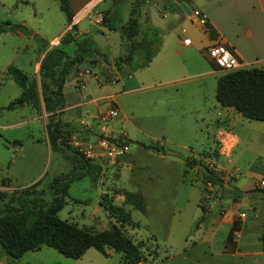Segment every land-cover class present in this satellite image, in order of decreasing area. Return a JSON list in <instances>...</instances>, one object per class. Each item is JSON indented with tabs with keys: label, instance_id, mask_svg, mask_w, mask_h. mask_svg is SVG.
<instances>
[{
	"label": "rangeland",
	"instance_id": "374dc122",
	"mask_svg": "<svg viewBox=\"0 0 264 264\" xmlns=\"http://www.w3.org/2000/svg\"><path fill=\"white\" fill-rule=\"evenodd\" d=\"M233 1L226 0L230 15ZM217 3V0H192L190 9L201 7L214 21L218 13V25L224 35L230 37L236 21L227 18ZM104 7L102 1L94 9ZM142 8L151 14L152 21L157 20L161 25L162 49L158 60L135 69L127 66L117 70L112 64L127 50L117 30H107L96 23L93 16H86L79 22V27L86 29L91 36L104 30L107 39L103 47L98 48L99 59L86 69L78 68L83 72L81 77L74 79L71 75L69 80L76 87L71 84L62 87L63 104L82 100L86 93L116 92L113 102L118 111L107 124L112 132L102 129L99 133L124 138L127 151L116 159L98 161L100 169L95 179L82 174L68 181L62 206L56 214L92 231L105 229L111 223L118 224L139 245L143 257L138 264H208L207 257L198 256L201 249H206V243L197 241L191 247L183 239L187 235L190 237L188 233L192 224L201 219L200 206L205 208L209 204L205 193L212 192L215 196L216 190L220 193L226 190L219 184L215 187L195 164L186 165L184 158L188 156L210 169H213L211 160L215 164L227 162L223 155L213 157L217 150L214 142L216 122L226 121L224 107L217 105L214 98V85L216 77L225 70L219 68L214 74L203 72L211 66L194 42L200 33L197 22L194 25L198 28L186 25L184 21L171 22L160 16L161 8L156 2ZM257 10L254 5L244 13L256 14ZM64 18L57 0H0V20L24 24L31 33L0 31V189L6 193L5 200L29 185L39 190L42 201L50 200L52 190L46 186L54 183V178L78 172L73 169L77 165L74 154L49 147L44 126L47 117L40 94L38 107L30 102L5 107L20 90L5 72L6 64L11 62L20 68L27 75V81L34 79L39 92V59L42 54L39 52L40 39L33 37L32 33L36 31L49 39L58 33ZM82 36L78 33L76 39ZM188 36L191 42L184 41L186 37L189 39ZM72 46L68 43L63 48L69 52ZM89 55L91 59L96 58L94 53ZM166 63L169 67L163 66ZM128 73L137 74L142 82L128 79ZM113 76L117 77L114 81ZM168 77H176V80L171 84H157L158 79ZM79 80L84 87H77ZM120 81L126 82L124 90H121ZM96 82L103 85L101 89ZM110 103L107 98L101 99L99 107L106 109ZM69 111L60 110L57 119L60 124L71 127L77 140L96 135L95 129L84 126L77 119L69 121L76 116L83 117L78 111ZM246 121L252 120L233 111L228 125L241 135V132H249ZM252 139L247 147L239 144L232 148L229 158L239 162L240 169L257 151L264 162L262 141L258 142L256 136ZM70 141L69 136L65 142L73 148ZM155 146L159 149L156 150ZM250 184L251 180L246 179L244 185ZM54 186L62 187L63 181H57ZM123 190L139 193L143 208L133 207L124 198ZM261 197L259 201L255 198L254 202L258 215L264 214V195ZM10 203L17 205L15 201ZM108 204L112 205L111 211L107 209ZM121 211H127L128 217H122ZM43 248L41 251L27 250L17 261L21 264H122L119 253L111 248H106L108 254L104 256L90 246L77 258L64 256L51 247Z\"/></svg>",
	"mask_w": 264,
	"mask_h": 264
},
{
	"label": "trees",
	"instance_id": "16d2710c",
	"mask_svg": "<svg viewBox=\"0 0 264 264\" xmlns=\"http://www.w3.org/2000/svg\"><path fill=\"white\" fill-rule=\"evenodd\" d=\"M58 7L63 12L67 23L70 22L72 11L68 0H57ZM125 0H111L112 8L101 14L100 23L107 28L117 29L122 41L126 44L127 50L124 55L116 57L112 64L115 69L123 70L125 67L135 69L146 65L154 55L159 45V29L149 25H140L138 22L139 9L141 4L147 0H128L127 15L123 17L122 5ZM179 1V0H176ZM175 0H165L161 9L179 8ZM205 27L212 33V27L206 23ZM75 27L71 24L69 29L64 31L58 41L65 44L74 41V48L71 53H66L61 46L51 45L40 36L32 34L40 39L39 52L42 54L39 59V92L34 79L27 81V75L17 66L9 63L5 72L12 78L20 88L19 93L5 105L12 108L30 102L34 107L39 105V94L47 121L45 130L50 149L61 148L65 153L75 155L78 174L67 175L61 178H54L63 181V186H54V183L46 188L52 190L50 200L42 201L38 196L39 190L32 185L22 188L17 194L10 195L4 199L6 193L0 189V246L12 259L18 258L27 250L39 248L45 245L55 249L60 254L77 258L86 248L93 247L101 254H108L106 248H111L119 253L122 264H138L142 253L139 245L134 243L127 236L118 224L111 223L107 228L92 231L86 227L79 226L74 222L59 218L56 211L62 206L63 195L67 182L76 176L88 174L92 179L98 175L100 166L98 163L90 162L88 158L68 146L66 138L69 137L71 127L58 122L57 115L63 104L61 86L71 68L75 67L72 77L77 70L80 60H88L90 53L96 55L95 61L101 55L98 47L92 40L91 34L82 36L75 40L71 30ZM20 30L30 33L27 27L21 23H13L8 19L0 20V31ZM98 57V58H97ZM91 59V58H90ZM101 59L103 57L101 56ZM212 68H220L214 61L207 59ZM90 63L88 66H91ZM117 77L113 76L112 80ZM214 98L221 106H229L239 112L243 117L249 119L264 120V68L260 67H238L225 70L216 77L214 86ZM117 142L126 143L122 137L114 138ZM155 149H159L155 146ZM162 150V149H161ZM184 163L193 166L196 160L186 156ZM205 178L212 182L222 184V179L212 169L206 168ZM122 194L133 207L142 209L143 202L141 195L137 192L123 190ZM10 201H15L13 205ZM108 211L112 205H107ZM122 217L127 218L128 212L121 211ZM236 222L232 221L226 233L225 240L230 241ZM260 246L264 251V230L259 235Z\"/></svg>",
	"mask_w": 264,
	"mask_h": 264
},
{
	"label": "crops",
	"instance_id": "0c3cea01",
	"mask_svg": "<svg viewBox=\"0 0 264 264\" xmlns=\"http://www.w3.org/2000/svg\"><path fill=\"white\" fill-rule=\"evenodd\" d=\"M102 1L105 2V7L102 9H94L95 6ZM164 1L165 0H147L145 1V3L141 4L139 9V15L137 18L139 24L141 26L149 25L151 27L159 29V45L154 55L146 65L158 60V53L160 52V49H162V39L160 35L161 25H159L157 20L152 21L151 14L144 10L142 6L150 2H156L158 5H161ZM181 1L184 2L189 9L188 13L184 12L181 7L173 9L166 8L160 9V16L167 17L171 22L184 21L186 25L198 28L194 25V23L197 21L190 14V4L192 0H175L178 6L179 2ZM217 2L218 7L227 14V18L236 21V26L233 28L230 37H227L224 35L225 32H222V29L218 25V13L215 17L216 21H214L211 17L208 16V14L203 11L201 7H193L199 9L205 14V22L208 23L213 30L212 33H209L208 29L205 27V23L200 24L197 22L199 26L198 30L200 31V33L197 34V38L194 40V42H196V46L203 51L206 59H210L204 52V46L211 41L221 40L226 43V45L239 59L240 67L254 66L264 68V0H234L230 4L233 5L231 15L230 9L227 7L229 6V4L226 2V0H217ZM68 4L70 10L72 11L71 20L69 23L64 20L57 34L53 35L49 39H45L42 37V35L40 36V34H37L38 32L36 31H33L32 33L42 37L47 42V47L55 45L61 46L62 49H64L63 46L65 44L71 43L73 45L72 49L69 52L65 51L68 54L71 53L74 48V41L60 44L58 39L64 31L69 29L71 24L75 25V27L71 30V33L73 34L75 40L78 33L83 36L87 35L88 33L86 32V29L79 27V22L86 16H93L94 21L107 30H117L107 28L105 25L100 23L102 12L105 10L109 11L112 8L111 0H68ZM254 5H257L258 13H244L245 11H248L249 7L253 8ZM84 8H87L88 12L83 11ZM127 10L128 0H125L122 5L123 17L127 15ZM242 27H244L243 30L240 29ZM14 31L22 33L20 30ZM102 31L106 41L107 34L104 32V30ZM48 41H50L51 43H48ZM189 42H191L190 37ZM8 64H6V66ZM163 66L169 67V64L166 63ZM175 67L176 66L174 65V69ZM218 69L219 68L211 67L205 69L203 72L207 74H214ZM81 71L82 70L80 69L77 70L73 78L75 79L81 77L80 75H82L83 73ZM126 76L128 79H133L135 83L139 80V82H142L137 74L128 73ZM197 76L198 75H194L193 77ZM175 80L176 77L158 79L157 84H171ZM125 83L126 82L124 81H120L119 85L121 87V90H124L123 87ZM128 83H130V81L127 82V84ZM68 84L76 87L73 85L72 80L67 79L63 82L61 91L62 87ZM96 85L99 89H101L103 86L99 82H96ZM115 93L116 92H105L99 93L97 95H90L89 93H86L85 98L82 100L77 99L74 102L63 104V106L59 108V112L60 110L65 109L68 112L70 108H75L73 109V111L69 112L78 111L83 117L76 116L75 118L69 119V121L72 120L75 122L78 120V122L83 123L84 126L88 125L89 127L95 129V131H97L96 134L102 131V129L112 132L110 127H107L108 121L111 117L107 120H105L104 118L102 120L101 116L106 109L102 110L99 107V101L101 99L107 98L111 101L110 105H115L113 102ZM217 105L221 106L218 102ZM221 107H224V116L226 117V121L221 120V123L219 120H217L216 122L214 142L217 144V150L213 157L217 158V156L219 157V155H223L227 157L228 163L219 162V164H215L212 160L211 162L213 165L212 170L220 176V178L222 179L221 185L225 188L226 191L220 193L218 190H216L215 196L212 195V192L205 193V197L209 204L205 206V208L203 206H200L201 213L199 214V216L201 215L202 217L200 220H196L195 223L192 224L189 230L190 233H188L190 234V237L186 234L187 236H185L183 240L184 242L190 243L191 247L193 245H196L197 241L205 242L206 249H201V254L198 256L207 257L208 264H264V251L261 249L259 240V235L264 230V214L258 215L257 212H255L254 205V202L256 203L255 198H257V201H259L262 198L261 194L264 195V187H258L256 185L257 179H259L260 177H264V162L262 161V156L258 153V151L257 153L255 152V155L252 159L246 161L245 165L242 166V169H240L239 167V162H237L236 160H230L229 158L234 146L240 144V146L247 147L246 144L249 141L253 140L252 138H254L255 136L258 139V142L262 141V145L264 146V120L251 119V122L246 121L245 123L248 126L249 132L244 131L241 132V135H239L235 132L233 127H230L228 125V120H230L233 111L236 110L229 106ZM119 132L123 133L122 131ZM123 135L125 136L124 133ZM246 179L251 180L250 185H244ZM214 184L216 187V184L218 183ZM247 210L249 212H247ZM232 221L236 222V228L235 230H233L231 240L226 241L225 236ZM43 247L48 246L41 245L39 248L33 250L41 251V249H45ZM22 255H24V252L21 254V256ZM18 258L12 259L5 253L3 248L2 250L0 249V264H21L17 261Z\"/></svg>",
	"mask_w": 264,
	"mask_h": 264
},
{
	"label": "built area",
	"instance_id": "2783aa9c",
	"mask_svg": "<svg viewBox=\"0 0 264 264\" xmlns=\"http://www.w3.org/2000/svg\"><path fill=\"white\" fill-rule=\"evenodd\" d=\"M88 12L87 8H84ZM190 14L200 24L205 22V14L197 8L190 10ZM185 42L189 39L186 37ZM205 54L213 60L217 66L224 70H230L240 67V61L231 49L221 40H214L204 46ZM77 87L82 88L83 82L79 80ZM117 113L115 105H110L106 108L103 118H110ZM71 146L79 151L83 157L98 163L102 158H118L127 151L126 143L117 142L114 137L108 136L101 132L87 140H77L74 133H70ZM256 185L264 187V177L257 179Z\"/></svg>",
	"mask_w": 264,
	"mask_h": 264
},
{
	"label": "water",
	"instance_id": "95a60500",
	"mask_svg": "<svg viewBox=\"0 0 264 264\" xmlns=\"http://www.w3.org/2000/svg\"><path fill=\"white\" fill-rule=\"evenodd\" d=\"M179 6L181 7V9L188 13L189 12V9L187 8V6L185 5L184 2H179ZM92 40L95 42L96 46L101 49L105 43V38H104V35H103V32L101 31H98L96 32L95 34L92 35ZM90 63H95V60L94 59H88V60H80L77 64V68H81V69H86L87 66L90 64ZM75 70V67L71 68V70L69 71V73L67 74V79H70L72 73L74 72ZM195 166L199 167V169L203 172V173H208L206 167L204 164L200 163V162H196L195 163Z\"/></svg>",
	"mask_w": 264,
	"mask_h": 264
}]
</instances>
